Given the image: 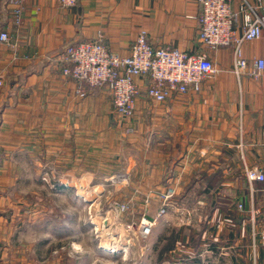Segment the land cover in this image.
Returning a JSON list of instances; mask_svg holds the SVG:
<instances>
[{
    "label": "crops",
    "instance_id": "0c3cea01",
    "mask_svg": "<svg viewBox=\"0 0 264 264\" xmlns=\"http://www.w3.org/2000/svg\"><path fill=\"white\" fill-rule=\"evenodd\" d=\"M240 1L233 0L235 10ZM246 1L259 4V0ZM201 11L199 0H76L69 8L59 0H25L22 22L17 25L10 1L0 0V32L7 31L11 37L0 41V144L9 142L13 129L21 130L14 142L21 147L25 128L35 132V143L52 144L60 135L65 143L64 161L77 173L88 166L92 129L90 134L97 138L95 160L112 161L108 165L112 173L144 176L147 190L161 189L176 176L182 179L183 190L201 192L205 204L227 210L224 220L230 230L225 251L216 242L207 243L196 263L206 257V264H264V248L246 230L255 216L250 219L231 211L242 198L254 208L264 194V184L255 182L251 188L245 175L246 165H264V74L258 80L246 72L235 74L233 46L224 45L206 51L221 71L204 79L199 91L155 102L146 91L150 79L137 76L140 91L129 122L136 129L147 124V139H124L139 153L122 155L120 124L108 118L112 113L109 88L96 87L81 97L76 92L78 81L62 73L60 55L66 46L99 34L121 55L130 53L141 29L155 47L198 51L202 49ZM260 14L264 16V10ZM242 50L250 66L255 58H264V34L245 40ZM104 122L112 134L109 143L104 142ZM107 146L112 154L104 158ZM3 220L0 216V264H6L8 251L1 242L10 237ZM225 221L199 215L197 222L218 223L219 227Z\"/></svg>",
    "mask_w": 264,
    "mask_h": 264
},
{
    "label": "rangeland",
    "instance_id": "374dc122",
    "mask_svg": "<svg viewBox=\"0 0 264 264\" xmlns=\"http://www.w3.org/2000/svg\"><path fill=\"white\" fill-rule=\"evenodd\" d=\"M132 117L118 115L112 104L108 118L120 124L122 155L139 153L124 139H147V124L136 129L129 122ZM105 126L104 122V142L109 143L112 134ZM91 131L90 159L81 173L64 161L65 143L60 135L52 144L35 143V132L25 128L21 147L14 144L21 130L13 129L9 142L0 144V216L10 234L1 242L8 249L6 264H198L195 259L207 243L216 242L225 251L230 230L224 220L227 210L205 204L201 192L183 190L182 179L176 176L161 189L147 190L144 176L112 173V161L95 160L97 138ZM104 148L108 150L102 153L104 158L111 157L110 146ZM119 173L125 176L113 182ZM171 188L174 194L166 202L165 213L159 215ZM245 202L239 200L242 208L236 206L232 211L250 219L255 216L257 231L264 224V194L254 208ZM199 215L213 216L225 224H201ZM147 218L156 222L150 235L143 236L141 224ZM252 227L250 222L246 230L252 233ZM206 260L199 263L206 264Z\"/></svg>",
    "mask_w": 264,
    "mask_h": 264
},
{
    "label": "built area",
    "instance_id": "2783aa9c",
    "mask_svg": "<svg viewBox=\"0 0 264 264\" xmlns=\"http://www.w3.org/2000/svg\"><path fill=\"white\" fill-rule=\"evenodd\" d=\"M15 24L22 22V9L25 0H9ZM202 11L199 15L198 51L183 50L171 46H153L147 37V31L138 32L131 51L121 55L111 50L102 36L71 43L60 55L63 63L62 73L78 81L76 92L84 97L90 89L107 86L112 96L115 112L124 117L134 114L139 94L137 76L150 79L146 86L147 95L156 102H163L177 93L199 91L204 79L215 77L221 69L206 53L224 45L233 46V72L238 76L249 73L254 79L264 74V58L257 57L250 66L244 56L242 43L245 40L260 38L264 34V2L259 0L252 6L246 0L240 1L239 10L233 8V0H199ZM64 8L72 7L76 0H59ZM239 27L242 33L238 34ZM11 37L7 31L0 32V41L8 42ZM204 49V50H203ZM3 80L0 78V86ZM245 175L251 188L255 182L264 184V165L245 166ZM125 173L112 177L113 182L122 180ZM174 194L171 188L165 195L158 214L165 213L167 201ZM167 202V203H166ZM242 208V203H239ZM254 216V214H252ZM156 220L147 218L141 224V234L148 236ZM253 238L264 248V224L256 231L253 223Z\"/></svg>",
    "mask_w": 264,
    "mask_h": 264
},
{
    "label": "trees",
    "instance_id": "16d2710c",
    "mask_svg": "<svg viewBox=\"0 0 264 264\" xmlns=\"http://www.w3.org/2000/svg\"><path fill=\"white\" fill-rule=\"evenodd\" d=\"M235 202H237V200H235ZM237 207H238V205H237ZM231 211H232V210H231ZM171 242H172V241H171ZM171 242H170V243H171ZM169 245H172V244H169ZM169 245H168V247H169Z\"/></svg>",
    "mask_w": 264,
    "mask_h": 264
}]
</instances>
